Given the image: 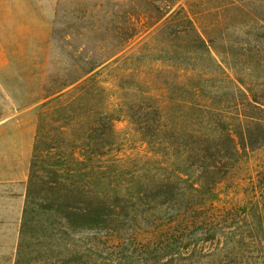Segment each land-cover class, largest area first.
I'll return each mask as SVG.
<instances>
[{
  "label": "trees",
  "instance_id": "1",
  "mask_svg": "<svg viewBox=\"0 0 264 264\" xmlns=\"http://www.w3.org/2000/svg\"><path fill=\"white\" fill-rule=\"evenodd\" d=\"M184 1L81 16L107 22L108 54L67 53L43 86L14 264H264V164L240 202L220 205L229 175L264 149V48L252 32L211 35L251 0ZM207 4L219 12L203 29ZM110 66L123 75L112 88L99 78ZM121 117L143 154L122 153Z\"/></svg>",
  "mask_w": 264,
  "mask_h": 264
},
{
  "label": "rangeland",
  "instance_id": "2",
  "mask_svg": "<svg viewBox=\"0 0 264 264\" xmlns=\"http://www.w3.org/2000/svg\"><path fill=\"white\" fill-rule=\"evenodd\" d=\"M132 1L135 6L139 0H0V264L15 263L43 86L50 82L52 75L67 67L70 59L67 53L84 60L101 59L108 54L107 22L97 30L95 18L82 21V15L92 12L104 17L109 15L112 20L118 13L131 12ZM191 1L199 4L219 0L184 2ZM100 8H103L101 13ZM195 8L204 10L203 6ZM218 8L207 4L205 13L194 10L198 12L199 26L203 29L207 24L212 26ZM244 8L229 11L223 18V26L211 35L223 32L230 39L238 40L252 32L259 35L253 44L260 43L264 48V0L245 2ZM146 35L136 38L128 50L142 47ZM156 58L145 55L140 63L162 68L172 63L169 56L162 55L163 61ZM261 74L262 70L256 73ZM121 76V70L112 66L99 74L109 88ZM115 127L124 140L123 154H143L138 135L127 118L116 120ZM263 164L264 149H261L239 165L222 184L220 205L240 202L247 178Z\"/></svg>",
  "mask_w": 264,
  "mask_h": 264
}]
</instances>
